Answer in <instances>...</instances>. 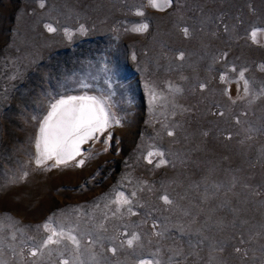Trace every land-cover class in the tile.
Segmentation results:
<instances>
[{
    "label": "rangeland",
    "instance_id": "374dc122",
    "mask_svg": "<svg viewBox=\"0 0 264 264\" xmlns=\"http://www.w3.org/2000/svg\"><path fill=\"white\" fill-rule=\"evenodd\" d=\"M262 89L264 0H0V260L79 264L67 239L29 255L49 223L73 230L84 264H264ZM84 94L119 123L37 166L50 103Z\"/></svg>",
    "mask_w": 264,
    "mask_h": 264
},
{
    "label": "snow or ice",
    "instance_id": "6c2138e0",
    "mask_svg": "<svg viewBox=\"0 0 264 264\" xmlns=\"http://www.w3.org/2000/svg\"><path fill=\"white\" fill-rule=\"evenodd\" d=\"M150 6L154 8L167 7L171 4V0H164L163 5L158 2V0H148ZM43 7V4H41ZM138 15H143L142 11L137 12ZM48 31H55L51 25H46ZM147 24H141L133 29L136 32H143L147 29ZM259 29H253L251 32V38L255 42L257 37V32ZM185 35L188 34V30L184 29ZM183 54H181V57ZM235 71V69H233ZM224 76H221V80H224ZM240 78L244 79V71L240 72ZM248 81L244 80V92L247 95L249 92ZM80 87H88L86 83H80ZM201 88H204L205 85L201 84ZM175 91L179 92L181 89L177 88ZM261 94L264 95V89L261 90ZM36 119V117H33ZM119 123L118 120H115L114 114L111 113V105L107 102V98L103 96H89L84 95H61L58 99H55L50 103L47 115L43 117L40 121L39 135L35 141L36 147V157L35 164L37 166H42L46 161L54 160L55 163L52 167H57L61 164H66L69 160L75 159L76 156L80 154L81 145L87 141L96 138L97 134H102L107 128L111 126V123ZM239 123V120H237ZM168 135H173L172 132H169ZM207 135V133H205ZM109 138L111 134H108ZM107 142V141H105ZM154 155L163 156L162 152H148V162L152 163L150 159ZM83 160H79L78 164L82 165ZM167 161L161 159L157 164L159 167L161 164H165ZM27 172L24 173L26 177ZM235 178H233L232 186H235ZM212 188L218 191L221 187L219 184H212ZM231 190V189H229ZM135 196L136 193L131 194ZM214 193L209 192L208 188H205V193L202 197L203 200H209L212 198ZM165 204H171L172 201L167 195L161 197ZM118 206L128 205L131 201L124 196L123 193H119L117 199L114 201ZM119 211V207L117 208ZM131 211V209H129ZM134 214V213H133ZM186 212L185 215H192V223H195V215ZM44 229L50 233L46 238L37 246L31 249L30 256H38L42 254L43 249L48 248L50 245H59L64 239L71 241L75 246V251L77 255L75 261H79V264H84V261L80 260V247L81 242L73 230L69 228L65 231L61 228L59 231L56 228L52 227L51 224L45 223L43 225ZM103 227V225H100ZM181 232L188 233L191 232V226H181L179 229ZM199 231V230H197ZM157 235L163 236V233H158ZM14 238V237H13ZM140 241V236L138 234H131L130 238L126 240V244L129 247H132L134 243ZM198 243H203V240L198 241ZM110 251L115 254L117 251L116 248L110 249ZM219 251H223V248H220ZM236 252H240V249H235ZM192 254V253H189ZM175 255H181V252L177 250ZM91 260H95L94 256L89 257ZM0 264H6L5 261L0 260ZM62 264H69L68 260H63ZM139 264H160L159 261L153 262L151 260H141Z\"/></svg>",
    "mask_w": 264,
    "mask_h": 264
},
{
    "label": "bare ground",
    "instance_id": "6f19581e",
    "mask_svg": "<svg viewBox=\"0 0 264 264\" xmlns=\"http://www.w3.org/2000/svg\"><path fill=\"white\" fill-rule=\"evenodd\" d=\"M99 135V134H98ZM100 136H101V134H100ZM100 139V138H99ZM90 142V140L89 141H87L86 143H84V144H82L81 145V150L83 149V147L87 144V143H89ZM91 142H93V140H91Z\"/></svg>",
    "mask_w": 264,
    "mask_h": 264
}]
</instances>
